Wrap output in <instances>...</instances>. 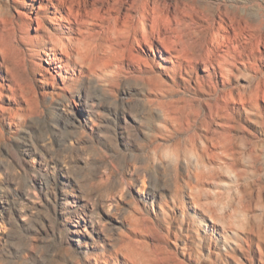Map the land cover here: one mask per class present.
<instances>
[{
    "label": "rangeland",
    "instance_id": "374dc122",
    "mask_svg": "<svg viewBox=\"0 0 264 264\" xmlns=\"http://www.w3.org/2000/svg\"><path fill=\"white\" fill-rule=\"evenodd\" d=\"M13 1L0 0L3 46ZM140 1L191 21L186 39L197 35L190 14H264V0L80 3L137 16ZM40 5L16 7L28 21ZM154 45L156 54L145 45L133 51L147 64L132 54L120 62L119 51L115 62L136 72L159 67L166 83L155 93L131 75L66 87L0 67V264H264V60L248 70L238 61L242 72L229 66L226 79H209L201 64L173 72ZM45 59L34 62L46 67ZM156 98L166 105L149 103Z\"/></svg>",
    "mask_w": 264,
    "mask_h": 264
},
{
    "label": "bare ground",
    "instance_id": "6f19581e",
    "mask_svg": "<svg viewBox=\"0 0 264 264\" xmlns=\"http://www.w3.org/2000/svg\"><path fill=\"white\" fill-rule=\"evenodd\" d=\"M40 1L39 12L37 11L34 18H27L28 21L22 15L23 12L17 10L16 5L20 4V0L13 1L15 13L7 12L4 17L6 25L12 27L11 41L4 46L0 44V67L4 69L6 76L12 75L14 68L23 67L26 72L31 69L48 79L60 80L64 86L69 87L82 80L93 83L106 82L112 85L116 76L125 74L135 77L137 81L140 80L144 88L150 93H155L166 83L160 75H157L159 67L156 66L157 71L154 67L144 71L141 65L143 70L139 72L131 71L126 64L121 65L118 62L119 66L116 67L117 51L121 54V60L118 59L120 62H126L128 55L132 54V58L137 59V63L147 64V60L140 53L133 51L136 47L145 45L156 54L155 41L161 47L158 51L162 61L165 63L170 61L173 72L185 70L189 73V69L185 66L187 62L192 68L201 64L209 79L218 77L226 79L232 71L229 66H235L237 71L242 72L241 68H238V61L248 70L247 64L254 66L257 59L264 60V51H262L264 14L252 20L249 13L243 17L239 7H233L231 11H221L219 21L210 16L207 20L203 18L201 21L194 20V14H190L192 24L196 25L197 35L196 39H186L182 27L189 28L191 21L182 20L183 18L179 20V14L172 17L168 13L151 10L147 1L144 3L140 1L142 6L137 16L129 12L116 16L110 7L102 13L100 11L94 13L91 9V11L83 10L80 0ZM21 18L25 19L19 25L18 21ZM32 24H36V33L29 35L30 33H26L27 28ZM230 26L233 34H225ZM242 36H245L243 48H248L247 51H242L238 45ZM44 57L48 66L40 67L34 62V59L42 60ZM116 68L120 69L115 72ZM2 88L5 89L4 85H0V89ZM10 89L13 90L12 87ZM149 103H156L162 107L166 105L159 98L150 100ZM123 194L120 197H123ZM113 207L116 208V205L110 204V208Z\"/></svg>",
    "mask_w": 264,
    "mask_h": 264
}]
</instances>
